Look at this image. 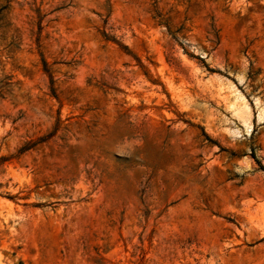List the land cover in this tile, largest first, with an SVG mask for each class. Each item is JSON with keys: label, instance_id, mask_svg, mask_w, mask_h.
Returning a JSON list of instances; mask_svg holds the SVG:
<instances>
[{"label": "rangeland", "instance_id": "obj_1", "mask_svg": "<svg viewBox=\"0 0 264 264\" xmlns=\"http://www.w3.org/2000/svg\"><path fill=\"white\" fill-rule=\"evenodd\" d=\"M0 264H264V0H0Z\"/></svg>", "mask_w": 264, "mask_h": 264}]
</instances>
